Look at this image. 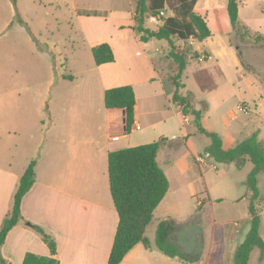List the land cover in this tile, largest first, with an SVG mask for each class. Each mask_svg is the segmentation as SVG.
I'll list each match as a JSON object with an SVG mask.
<instances>
[{
	"label": "rangeland",
	"instance_id": "1",
	"mask_svg": "<svg viewBox=\"0 0 264 264\" xmlns=\"http://www.w3.org/2000/svg\"><path fill=\"white\" fill-rule=\"evenodd\" d=\"M225 1H197L199 10L216 9L209 20L214 35L207 38V43L175 40L178 51L185 52L188 60L179 93L189 95L195 108L207 103L208 110L201 117L206 129L224 139L229 133L235 141L256 134L264 142V48L260 47L264 39L236 37L226 11L221 10ZM240 1L239 27L264 36V26L263 32L258 29L264 0ZM134 8V0H0V122L7 120L16 135L13 139L0 138V150H16L19 158L31 155L33 160L52 139L53 131H48L47 126L53 116L62 114L69 120L103 106L104 82L100 76L105 69L94 63L91 53L92 45L98 41L114 44L119 70L133 66L144 70L152 61L165 76V89H175L170 79L175 64L167 57L169 42L153 37L146 43L140 41L139 34L129 27ZM80 10H102L107 16L89 19L80 17ZM160 23L150 17L144 26L155 30ZM125 46L133 48L130 60L122 52ZM240 57L253 70L245 69ZM64 75H72L73 79ZM160 117L163 116L156 118ZM184 127L189 133L186 145L180 137L168 136L169 164H165L161 153L158 156L169 189L154 213L147 236L153 239L157 225L170 221L174 229L169 240L191 259L175 264H203L206 259L209 264H216L228 245V235L243 231L244 237L249 228L245 221L250 191L244 181L252 163L247 161L239 169L233 163L216 162L202 155L209 138L196 130L193 121ZM133 136L136 135H130L129 144L135 143ZM119 143L125 140L122 138ZM192 154L197 164L193 163ZM257 188L262 196L258 212L264 240V173L258 177ZM207 198L210 200L197 210L198 202ZM237 239L232 241L235 247ZM259 256L255 249L249 264L258 263ZM229 263H233V256Z\"/></svg>",
	"mask_w": 264,
	"mask_h": 264
},
{
	"label": "crops",
	"instance_id": "2",
	"mask_svg": "<svg viewBox=\"0 0 264 264\" xmlns=\"http://www.w3.org/2000/svg\"><path fill=\"white\" fill-rule=\"evenodd\" d=\"M238 1L239 20L241 1ZM195 7L197 8V6ZM97 11L104 12L105 16L89 15L88 18L98 20L107 16L105 11ZM262 11L264 12V8ZM79 16L87 15L79 14ZM261 18L263 21L259 20V30H261V26H264V14ZM133 24L134 22L129 27L132 28ZM261 31L263 32V30ZM103 41H98L92 46L103 43ZM108 43L113 49L114 61L98 65L105 69L100 76V80L104 82L103 96L107 88L124 84L132 85L136 100L134 125L130 132H126L122 110L105 108L104 99L103 106L98 105L93 113L86 114V116L85 113H79L80 117L67 120L61 114L59 117L53 116L49 120L47 130L53 131L52 139L33 158L35 160V182L21 200V220L8 232L0 248V255L5 260V264H21L27 252L41 256L49 255L47 245L29 224L41 226L45 232L55 238L56 258L59 264H107L118 224V214L109 190L108 153L126 148V146L145 144L160 137H166V144L158 151L157 162L159 163L158 156L161 153L165 164H169L167 149H169L171 140L168 136H171L172 139L180 137L185 145L188 141L186 138L189 133L185 130L184 125L192 121V116L183 114L181 108L172 101L174 90L171 92L165 89V76L161 68L151 61L144 66V70L143 67L137 68L133 65L125 71L119 70L116 68L118 51L113 43ZM199 43H207V38ZM122 52L124 55L127 54L129 60V57L134 56L131 46L122 47ZM210 57L211 55L208 56V58ZM70 76V80H72L73 76ZM159 101L160 105H157ZM0 112L2 113L3 110L0 109ZM48 113L50 117L49 110ZM157 115L163 117L157 119ZM231 118L235 119L234 116ZM0 127L1 139L16 137L7 120L0 122ZM176 127L178 130L175 129ZM167 129L174 133L170 134L164 131ZM133 133L136 135L132 137L135 143L129 144V137ZM227 135L226 139L221 137L225 149L241 141H235L229 133ZM114 137L117 139H113ZM122 138L125 143H119ZM4 151L5 147L0 150V227L3 218L11 210L19 178L32 161L31 155L19 158L16 150L11 153ZM192 156L195 155L192 154ZM261 197L259 192V199ZM163 200L164 198L161 202ZM258 201L257 209L260 206ZM248 218L245 224H248ZM148 226L145 236L149 240L150 247H146L143 243H137L119 264H175V261L187 263L160 252L155 247V237L150 239L147 236ZM242 235L243 231L241 234L228 235V245L221 252L216 264L231 263H229V259L232 260L237 245L245 237ZM236 239L239 242L235 247L233 242ZM255 249L258 248L251 251L248 264ZM203 264H209L208 259ZM256 264H264V259L261 261L258 258Z\"/></svg>",
	"mask_w": 264,
	"mask_h": 264
},
{
	"label": "trees",
	"instance_id": "3",
	"mask_svg": "<svg viewBox=\"0 0 264 264\" xmlns=\"http://www.w3.org/2000/svg\"><path fill=\"white\" fill-rule=\"evenodd\" d=\"M197 1L134 0L132 29L139 34V40L142 42H147L152 37L166 39L169 42L167 57L175 64L174 74L170 77L175 87L171 99L181 108L183 114L192 116L196 130L209 138V143L204 147L202 155L212 158L216 162L233 163L239 169L247 161L252 163V168L244 181L251 193L248 205L249 218L247 220L249 229L244 239L237 245L233 255V264H248L249 255L254 248L260 250V259L264 257V240L259 232L260 215L256 206L259 199L258 176L264 173V144L256 134H252L225 149L221 136L206 129L201 124L202 114L208 110L207 103L204 101L201 108H195L189 95L183 96L179 93V89L184 86L181 82V76L188 60L185 52L178 51L175 40L195 39L201 42L214 35L209 20L212 18V12H215L216 9L199 10L195 7ZM238 2V0H227L226 6L221 9L223 12L226 11L227 19L232 30L235 31V36L239 38L255 36L264 39L262 34L252 33L239 27ZM78 13L87 16H105L104 12L97 10H80ZM165 13L167 14L164 15ZM150 17L161 22L155 30L144 26ZM244 34H249V36ZM260 47L264 48V45L260 44ZM91 53L96 65L114 61L113 49L107 42L92 46ZM238 54L241 56L239 50ZM240 60L245 69L253 70L241 57ZM64 78L71 79V76L64 75ZM103 99L105 108L122 110L125 131L130 132L134 125L136 101L132 85L124 84L107 88L104 91ZM166 142V137H160L149 143L121 148L108 153L109 190L118 214V224L107 264H119L137 243H143L146 247H150L145 231L152 219L154 210L164 198L169 187L168 178L157 162L158 151ZM192 161L196 162L194 156H192ZM34 165L35 160L30 161L19 178L17 189L13 195L11 210L1 223L0 248L8 232L21 220V200L35 182ZM207 200L210 198L202 199L197 204V210L200 211ZM171 221L174 223V220ZM29 226L39 233L49 249V255L41 256L27 252L21 264H59L56 258L57 244L55 238L39 225L29 224ZM172 229L174 226L170 221L164 220L157 225L155 247L169 257L190 262L191 259L174 242L169 240V233ZM5 263L0 255V264Z\"/></svg>",
	"mask_w": 264,
	"mask_h": 264
},
{
	"label": "built area",
	"instance_id": "4",
	"mask_svg": "<svg viewBox=\"0 0 264 264\" xmlns=\"http://www.w3.org/2000/svg\"><path fill=\"white\" fill-rule=\"evenodd\" d=\"M136 128H138V126H136ZM113 139H117V137H114Z\"/></svg>",
	"mask_w": 264,
	"mask_h": 264
}]
</instances>
